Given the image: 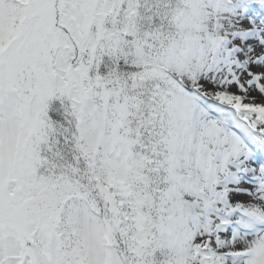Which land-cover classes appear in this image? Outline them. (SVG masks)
I'll return each instance as SVG.
<instances>
[{
  "label": "snow or ice",
  "instance_id": "obj_1",
  "mask_svg": "<svg viewBox=\"0 0 264 264\" xmlns=\"http://www.w3.org/2000/svg\"><path fill=\"white\" fill-rule=\"evenodd\" d=\"M0 264H264V0H0Z\"/></svg>",
  "mask_w": 264,
  "mask_h": 264
}]
</instances>
